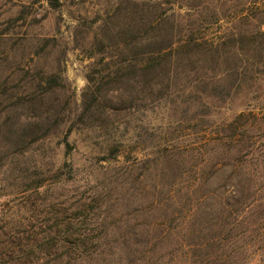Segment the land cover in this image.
Returning a JSON list of instances; mask_svg holds the SVG:
<instances>
[{
	"label": "rangeland",
	"instance_id": "1",
	"mask_svg": "<svg viewBox=\"0 0 264 264\" xmlns=\"http://www.w3.org/2000/svg\"><path fill=\"white\" fill-rule=\"evenodd\" d=\"M261 22L264 0H0V264H264ZM236 31L243 75L139 71ZM223 153L204 190L233 173L230 205L194 213L189 183Z\"/></svg>",
	"mask_w": 264,
	"mask_h": 264
},
{
	"label": "trees",
	"instance_id": "2",
	"mask_svg": "<svg viewBox=\"0 0 264 264\" xmlns=\"http://www.w3.org/2000/svg\"><path fill=\"white\" fill-rule=\"evenodd\" d=\"M218 15H215L214 22H218L220 20ZM223 16L227 17L228 15L224 14ZM231 18H233V16ZM166 19L167 17L155 19L152 24L153 27L160 25ZM233 19H236V17ZM240 19L250 21V16L243 15L240 17ZM252 19L253 18H251V20ZM260 24L263 25L264 23H259V29L256 31V36L253 37L254 40L264 39V31L261 29L262 27H260ZM249 35L253 34L236 31V33H232V35L228 37L230 40H227L226 38L224 41H222V43H214L211 41L207 42L203 39L201 40L199 37H192L187 41L184 40L183 43L173 39V41H170V43L166 46L159 45L148 53H142L139 71L141 75L144 76H152L153 74L155 75L156 79L162 77L163 73L161 72V68L167 67V64H169V67H167L168 69H165L168 75H170L177 72V67L173 65H177L182 62L187 65L189 72L192 70H195L196 73L203 72L204 77H206L204 80H206L208 83H211L212 85L220 83L221 81L230 79L233 75V72H236L237 74L239 72L240 75L245 74V71H242L244 69H241V66H239L238 63L245 60L248 50L245 49L243 45H239L238 42L239 39H246ZM208 83H205V85ZM228 84L231 86L230 81ZM222 96L224 95H220V97ZM66 143L69 147V142L66 141ZM227 158L228 157L225 153L221 154L218 159V163L215 164L216 170L213 174L208 176L200 175L193 179V183H189L188 190H191L187 191L190 193L186 201H191L193 203L194 213H197L201 209V206L209 205L211 208H214L216 205L223 207L230 205L234 193L232 189L234 186L233 173H230L223 183H219L215 187L204 190L207 185L211 186L215 183L214 181H216L219 177V172L225 171L229 165H232ZM198 191L200 194L197 197H194ZM175 194V192L170 193L167 200L174 198ZM214 241L216 242V240L213 238L206 239L200 243H193L190 248L191 250L195 251L199 248H204V250L211 249L212 252H216L214 251ZM227 255L229 254L219 256L217 259L213 255L211 261H216L215 264H218L220 261L224 262L228 259ZM225 263L226 262L223 264Z\"/></svg>",
	"mask_w": 264,
	"mask_h": 264
}]
</instances>
